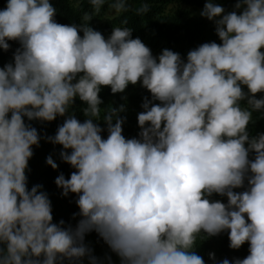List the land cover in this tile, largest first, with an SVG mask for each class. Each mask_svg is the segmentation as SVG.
I'll use <instances>...</instances> for the list:
<instances>
[{"label":"clouds","instance_id":"1","mask_svg":"<svg viewBox=\"0 0 264 264\" xmlns=\"http://www.w3.org/2000/svg\"><path fill=\"white\" fill-rule=\"evenodd\" d=\"M89 3L93 11L80 25L56 23L50 0H7L0 10V49L20 43L13 62L0 68V264H82L85 257L103 264L84 243L92 231L120 264H205L193 250L202 231H227L231 249L248 242L249 254L231 264H264V133L250 137L247 130L249 108L264 109V97L254 95L264 92V0H238L235 8L246 5L240 14H224L206 0L200 15L219 17L221 43L201 44L186 62L168 49L154 57L128 27H113L105 40L87 23L105 0ZM110 7L125 11L126 0ZM148 11V4L137 9ZM137 82L151 93L137 115L139 139L122 135L123 105L107 110L102 138L93 123L101 115V87L118 93ZM76 97L88 118L70 115L47 137L76 169L55 178L61 195L78 194L73 216L81 218L65 227L63 220L53 223L42 186L27 188L25 170L40 137L22 117L53 121ZM246 97L249 108H242ZM46 163L58 167L51 156ZM245 179L247 190L233 191ZM213 193L227 203L210 201Z\"/></svg>","mask_w":264,"mask_h":264},{"label":"trees","instance_id":"2","mask_svg":"<svg viewBox=\"0 0 264 264\" xmlns=\"http://www.w3.org/2000/svg\"><path fill=\"white\" fill-rule=\"evenodd\" d=\"M115 0H105V4L101 7L98 14L93 15L87 22L88 26L93 30L100 32L105 40L109 38L113 27H128L131 28V38H139L142 43L147 46L154 57H158L164 49H168L179 53L181 59L186 62L187 53L199 47L203 43L221 41L215 32V23L206 17H194L188 9L177 8L173 12H166V7L170 4L185 5L192 7H202L205 0H126L127 9L117 13L112 19L105 18L107 6L114 3ZM238 0H223L224 14L235 11L240 14L246 5H241V8H235ZM7 0H0V10L6 7ZM50 3L56 8V13L53 17L56 23L62 25H80L81 17L84 12H92V6L89 0H50ZM148 4L149 11L140 15L137 13L142 5ZM126 21V23H124ZM79 34L83 36V32ZM10 47L7 51L0 49V68L5 64L13 62V54L20 47L19 41H7ZM81 75L77 74L76 79ZM245 93L248 92L246 85H241ZM101 104V115L99 119L93 118V123L98 124L103 131L100 133L102 138L106 139L108 135L107 124L103 119L109 108H119L124 106V111L119 112L118 116L124 119L122 124V135L126 139L137 138L141 131L137 122L138 113L144 111L141 107L145 98L151 100V93L141 86L140 82L135 85L129 84L123 92L112 93L109 86H102L98 93ZM255 95L256 99L264 97V92H258ZM152 103H160L152 101ZM239 104L242 108H249L247 97ZM86 104L79 97L74 98L73 103L69 106L68 112L64 116H57L53 121H41L38 119L29 120L27 117H22L26 125L36 128L38 132L39 145H33V155L28 160V166L25 170L27 176V188L31 189L34 185H41L42 188L38 191L47 193L51 202L53 215V223H58L60 220L65 221V227L71 225L75 227L79 215V209L75 201L78 199V194L69 193L68 196L61 195L62 189L55 184V178L61 173L65 178H69L73 171H76L70 164L64 162L60 157V152L63 150L62 145L53 144L47 140L48 136H54L58 127L61 126L68 116H74L80 122H83L86 117L83 113V108ZM251 120L247 126L250 137H256L264 133V109L251 110ZM10 115V113H9ZM115 123V118L113 119ZM247 147V144H245ZM70 152L71 150H64ZM51 156L58 167L53 169L46 163V158ZM255 157V152H249V159ZM248 184L245 179L244 186L233 189L236 192L247 190ZM210 201H220L227 203V197L224 195L213 193L208 197ZM247 219V217H245ZM201 237L197 238L194 246V251L201 256L205 264H219L223 259L231 261L234 258L243 259L249 254V244L245 242L239 249H231L229 247L228 232L224 231L215 236H208L203 231ZM84 243L92 249V255H96L100 248H106L108 245L95 232L85 234ZM0 244V249L4 248ZM209 253L213 256L210 257ZM42 258V257H41ZM64 264H68L65 260ZM82 264H88L87 257L82 259Z\"/></svg>","mask_w":264,"mask_h":264},{"label":"rangeland","instance_id":"3","mask_svg":"<svg viewBox=\"0 0 264 264\" xmlns=\"http://www.w3.org/2000/svg\"><path fill=\"white\" fill-rule=\"evenodd\" d=\"M206 2V0H205ZM212 3L222 6L223 7V0H211ZM177 8H183V9H188L190 11V14L194 17H201L200 12L203 9L202 7H192V6H185V5H177V4H170L166 7V12H173L175 11ZM115 15H117V13L115 12L114 9H112L110 6H107L106 11H105V18L106 19H112ZM223 15V14H222ZM215 19H219V17L214 18ZM213 20V21H214ZM261 51H264V48L260 49ZM82 75V73H81ZM79 78V77H78ZM77 78V79H78ZM75 82V81H73ZM97 258H99L103 264H108V260L107 258L110 257L111 258V264H120V258L119 256L112 252L111 249L109 247L106 248H100L96 255Z\"/></svg>","mask_w":264,"mask_h":264}]
</instances>
